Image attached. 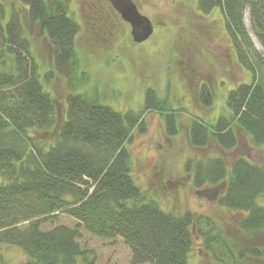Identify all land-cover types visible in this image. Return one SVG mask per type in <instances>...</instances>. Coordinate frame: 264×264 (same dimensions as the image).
I'll list each match as a JSON object with an SVG mask.
<instances>
[{
	"label": "trees",
	"instance_id": "trees-1",
	"mask_svg": "<svg viewBox=\"0 0 264 264\" xmlns=\"http://www.w3.org/2000/svg\"><path fill=\"white\" fill-rule=\"evenodd\" d=\"M69 6L68 0H0V246L19 248L23 264H93L79 242L81 225L97 237H119L132 264H190L195 237L217 264L264 261V238L244 246L206 215L163 208L133 180L127 144L135 130H146L145 113L159 112L166 138L178 134V116L153 89L135 111L112 109L80 90L89 77L78 66L80 26ZM197 8L206 15L220 10L236 61L251 79L229 90L227 115L212 124L199 117L188 122L189 146L203 155L184 159L182 171L194 190L220 185L215 203L241 216L237 231L256 235L264 232V163L212 153L233 150L237 131L252 148H264V0H197ZM246 10L263 53L245 25ZM36 27L51 45L53 72L67 85L62 112L42 81L52 71L40 72L31 51L28 32ZM197 94L211 106L207 83ZM59 213L76 225L43 227Z\"/></svg>",
	"mask_w": 264,
	"mask_h": 264
},
{
	"label": "rangeland",
	"instance_id": "rangeland-1",
	"mask_svg": "<svg viewBox=\"0 0 264 264\" xmlns=\"http://www.w3.org/2000/svg\"><path fill=\"white\" fill-rule=\"evenodd\" d=\"M68 1L70 14L80 26L75 48L78 66L89 77L80 90L96 96L112 109L135 111L142 109L147 89H153L155 96L165 98L167 106L178 116V134L166 138L159 112L145 113L146 130H135L127 144L133 180L163 208L201 213L214 219L219 227L233 230V241L244 246L258 243L264 238V232L245 235L237 231L235 225L241 216L218 206L215 199L196 195L181 167L184 159L203 155L189 146L188 122L199 117L212 124L219 115H227L225 99L229 90L251 79L250 72L236 61L220 10L202 14L198 12L197 0H132L139 13L153 25L149 37L133 42L129 23L120 17L109 0ZM244 17L251 40L263 53V47L250 30L247 10ZM28 37L39 71H52L50 80L43 78L42 81L62 112L68 90L63 78L53 72L49 40L37 27L28 32ZM261 78L264 84V68ZM200 83L210 87V107L200 103L197 94ZM237 135L239 140L233 150L227 153L216 150L212 154L229 159L242 154L264 163V148H252L248 137L240 131ZM57 215L55 221L46 222L43 227L58 224L73 227L77 223L67 214ZM79 229V242L90 251L93 264H132L131 251L119 237L101 238L81 225ZM194 239L190 264H217L202 249V239ZM0 260L4 264H23L27 257L15 246L1 245ZM241 264H264V261L248 258Z\"/></svg>",
	"mask_w": 264,
	"mask_h": 264
},
{
	"label": "water",
	"instance_id": "water-1",
	"mask_svg": "<svg viewBox=\"0 0 264 264\" xmlns=\"http://www.w3.org/2000/svg\"><path fill=\"white\" fill-rule=\"evenodd\" d=\"M111 6L119 13L120 17L129 23L133 42H140L149 37L153 32V25L150 20L139 13L136 4L131 0H109ZM217 186L205 187L195 191L196 195L206 197V193L214 190L213 199L219 193Z\"/></svg>",
	"mask_w": 264,
	"mask_h": 264
},
{
	"label": "flooded vegetation",
	"instance_id": "flooded-vegetation-1",
	"mask_svg": "<svg viewBox=\"0 0 264 264\" xmlns=\"http://www.w3.org/2000/svg\"><path fill=\"white\" fill-rule=\"evenodd\" d=\"M216 189L219 191L220 186H217ZM213 192H214V190H211V191L207 192L206 193V197L209 198V199H213Z\"/></svg>",
	"mask_w": 264,
	"mask_h": 264
}]
</instances>
